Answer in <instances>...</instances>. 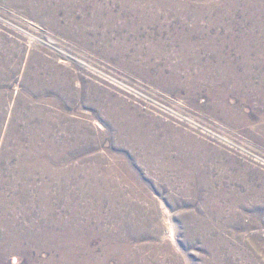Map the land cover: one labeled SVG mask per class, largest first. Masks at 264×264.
<instances>
[{
  "label": "rangeland",
  "instance_id": "rangeland-1",
  "mask_svg": "<svg viewBox=\"0 0 264 264\" xmlns=\"http://www.w3.org/2000/svg\"><path fill=\"white\" fill-rule=\"evenodd\" d=\"M0 58V264H264V0H0ZM52 141L47 157L117 177L124 201L98 214L72 177L59 196L43 165L27 170ZM194 170L227 193L222 213Z\"/></svg>",
  "mask_w": 264,
  "mask_h": 264
},
{
  "label": "bare ground",
  "instance_id": "bare-ground-1",
  "mask_svg": "<svg viewBox=\"0 0 264 264\" xmlns=\"http://www.w3.org/2000/svg\"><path fill=\"white\" fill-rule=\"evenodd\" d=\"M126 2H127V0H126ZM139 14H141L142 16H145L144 15V12H142V13H139ZM8 59V58H7ZM6 59H3V58H0V81L2 80L1 78H3V76H5L4 75V70L6 69L7 70V64H6ZM217 68V67H216ZM214 69V68H213ZM223 70V69H222ZM233 70V69H232ZM211 71V70H210ZM225 71V70H224ZM227 71V70H226ZM234 71V70H233ZM215 72H217V70L215 71ZM228 72V71H227ZM208 73V72H207ZM217 73H219V72H217ZM223 73V72H222ZM226 73V72H225ZM229 73V72H228ZM233 73V72H232ZM211 75V74H210ZM223 75V74H222ZM226 77H224V78H221L220 79V81H218L217 83L218 84H221V85H228V84H230V83H243L244 82V78H242V77H240V76H234L233 74L231 75V74H224ZM212 76H213V74H212ZM215 76H216V74H215ZM208 77H210V76H208ZM216 78V77H215ZM218 78V77H217ZM207 81V80H206ZM2 82V81H1ZM212 82H215V80L214 81H212ZM211 82V83H212ZM214 85V84H213ZM240 85V84H239ZM219 88V87H218ZM33 89V88H32ZM35 89V88H34ZM37 90H39L38 92H40V87L37 89ZM37 94V93H36ZM1 103V102H0ZM45 108V107H44ZM42 111V110H41ZM34 113H36V111H34ZM34 115V114H33ZM38 115V114H37ZM43 115V114H42ZM76 124V123H75ZM80 126H81V124H79ZM111 125V124H110ZM42 126H44V122H43V124H42ZM74 127L76 128V125H74ZM125 127V126H124ZM123 126H121V125H118V124H116V125H114L113 126V132H115L116 134H118L117 133V131L118 132H123L124 130L126 131V130H128V129H126V128H124ZM127 127H129V126H127ZM135 127V126H134ZM80 128V127H79ZM47 129V128H46ZM49 129V128H48ZM13 130V129H12ZM78 130H80V129H78ZM132 130V129H131ZM67 131V130H66ZM76 131V130H75ZM80 131H82V130H80ZM87 131V130H86ZM111 131V130H110ZM130 131V130H129ZM39 132V131H38ZM34 133V132H33ZM82 133V132H81ZM127 134V133H126ZM36 135H37V133H36ZM17 136V135H16ZM15 136V137H16ZM33 136V135H32ZM77 136V135H76ZM84 136V135H83ZM140 136V135H139ZM138 134L137 133H135L134 132V134H132L131 133V135H128V137L130 138V139H133V140H135L136 141V139H138ZM9 137H10V135H9ZM19 137V136H18ZM33 137H35V136H33ZM56 137V136H55ZM116 137V136H115ZM141 137V136H140ZM36 138H38V137H36ZM41 139H42V137H40ZM32 139V138H31ZM49 139V138H48ZM47 139V140H48ZM127 139V138H126ZM143 139H145V138H143ZM34 140V139H33ZM45 140V139H44ZM149 141V140H148ZM57 142V141H56ZM137 142V141H136ZM46 143V142H45ZM141 143V148H145L146 146H148L149 147V151H150V153L151 154H159V151H161V150H164V151H170L169 149H165V148H163L162 147V145H160V143H158V142H146V140L144 141V140H142V142H140ZM19 144V143H18ZM32 144V143H31ZM43 144V143H42ZM48 145L45 147V148H43V149H38V148H33L32 149V154H30L29 153V155H27L23 160H22V163H23V165L25 166V165H29L30 167L29 168H27V170L28 169H31V168H34V167H36V165L38 166V165H43V168H44V170H45V172H46V175H48L49 176V178H51V180L52 181H54V182H58V184H60V186H58L59 188H60V195L59 196H65L66 194H67V190H66V188L67 187H65L66 186V184H68L67 183V179L69 180V182H71V180H70V177H72L73 178V182L74 183H76L77 185H75V186H77V187H79V188H82L83 189V194H82V197L84 198V199H89V200H96V201H98L99 202V208H96L99 212H98V214H101L102 213V210H103V205H106V204H109V206L111 207V208H113V209H115V207H116V205H120L123 201H124V198L125 197H127V196H125V197H123V193H124V190H123V183H122V181H119V180H117L116 178L117 177H114V176H107V177H105V178H99V177H97L98 175H97V170H92L91 171V169H90V171H91V173L89 174L90 175V177H88V175L84 172L85 170H83V169H79L78 168V166H68L67 165V163H66V160L64 161V159H62V158H60L58 155H53V156H51V157H47V156H49V155H47V153L48 152H46V151H49L50 150V148L51 147H53L54 146V143H53V141L51 142V143H47ZM126 144H128L129 145V143H126ZM131 145H132V142L130 143ZM64 145V144H63ZM170 145V144H169ZM19 146V145H18ZM38 146V145H37ZM134 146V145H133ZM138 146V145H137ZM163 146H165V145H163ZM172 146V145H171ZM56 147V146H55ZM129 147H130V145H129ZM137 148V147H136ZM57 149H58V147H57ZM133 149V148H132ZM151 149V150H150ZM178 149H180V148H178ZM177 149V150H178ZM60 150V149H59ZM136 150V149H135ZM62 151H64V150H62ZM68 151V150H67ZM143 151V150H142ZM179 151V150H178ZM181 151H183V150H181ZM58 152V151H57ZM133 152V151H132ZM138 153V152H137ZM162 153V152H161ZM164 153V152H163ZM172 153V152H171ZM177 153V152H176ZM179 153V152H178ZM184 153V152H183ZM33 154L34 155H36L35 157L36 158H34V156H33ZM61 154V153H60ZM165 154V153H164ZM185 154V153H184ZM187 154H188V152H187ZM181 155V154H180ZM68 156V155H67ZM162 156V155H161ZM167 156V155H166ZM177 156V155H176ZM151 157V156H150ZM158 157V156H157ZM169 157V156H168ZM178 157V156H177ZM67 158V157H66ZM155 158V157H154ZM181 158V157H180ZM184 158V157H183ZM193 158V157H192ZM195 158V157H194ZM133 159V158H132ZM139 159H140V157H139ZM150 158H149V155L148 156H146V160L144 159H142L143 161H148ZM170 159V158H169ZM168 159V160H169ZM174 159H176V158H174ZM187 159V158H186ZM68 160V159H67ZM163 160H165V159H163ZM171 160V159H170ZM196 160V159H195ZM181 162L180 163H178L177 162V165H186V163H187V160H183V162H182V160H180ZM137 162H138V160H137ZM141 162V161H140ZM189 162V161H188ZM45 163V164H44ZM143 163V162H142ZM167 163H169V162H167ZM166 163V164H167ZM173 163V162H172ZM190 163H191V160H190ZM190 163H188V164H190ZM76 164V163H75ZM74 164V165H75ZM194 164V163H193ZM198 164V163H197ZM170 165V164H169ZM168 165V166H169ZM195 165H196V163H195ZM200 165V164H199ZM23 166V168H25ZM56 166H58V168H56V169H54V167H56ZM164 166H165V164H164ZM189 166V165H188ZM194 166V165H193ZM121 167V166H120ZM160 167H161V165H160ZM167 167V166H166ZM172 167H173V164H172ZM175 167V166H174ZM177 167V166H176ZM182 167V166H181ZM186 167H187V165H186ZM163 168H165V167H163ZM179 169H180V167H178ZM177 168V169H178ZM193 168V167H192ZM196 168V167H195ZM158 169V168H157ZM171 169V168H170ZM175 169V168H174ZM189 169H191V168H189ZM194 169V168H193ZM119 170H121V169H119ZM164 170V169H163ZM171 170H173V169H171ZM182 170V169H181ZM192 170V169H191ZM197 170V169H196ZM196 170H194V172H192L191 173V177H193V179H196V180H194V181H197V183L199 184V185H203L204 184V186L205 185H207L208 186V189H209V196L207 197V200H206V210H208V211H213V210H217V211H219V213H222V211H223V208H222V206H219V205H216L215 204V202H214V200H216V199H214V198H219V199H224L225 197H227V193L226 192H221V193H217V192H215L213 189H212V184H213V181H212V178L211 179H209V177H208V174H205L204 175V178H201L200 176L201 175H199L200 173H199V171H196ZM202 170V169H201ZM200 170V171H201ZM89 171V172H90ZM183 171H184V169H183ZM182 171V172H183ZM205 171V170H204ZM208 171V170H207ZM27 172V171H26ZM177 172V171H176ZM180 172V171H179ZM178 172V173H179ZM185 172V171H184ZM184 172H183V174H184ZM25 173V172H24ZM31 173V172H30ZM35 173H37V171L35 172ZM41 173H43L42 171H41ZM105 173H107V172H105ZM115 173V172H114ZM157 173H160L159 171L157 172ZM161 173H162V171H161ZM160 173V174H161ZM185 173H187V172H185ZM203 173V172H202ZM205 173V172H204ZM22 174V173H21ZM108 174V173H107ZM181 174V173H180ZM179 174V175H180ZM189 174V173H188ZM25 175V174H24ZM45 175V176H46ZM113 175V174H112ZM118 175V174H117ZM122 175V174H121ZM162 175V174H161ZM186 175V174H185ZM184 175V176H185ZM100 176V175H99ZM188 176V175H187ZM186 176V177H187ZM22 177V176H21ZM24 177V176H23ZM161 177V176H160ZM18 179V178H17ZM119 179H121V178H119ZM122 179H124V177L122 178ZM166 179V178H165ZM191 179V178H190ZM193 179H192V181H193ZM49 180V179H48ZM50 180V181H51ZM126 181H128L127 179H125ZM33 181V180H32ZM99 181H102L101 183H106V184H103L102 185V187L101 186H99L98 184H96L95 185V187L93 188H91V186H89L88 184H91V183H97V182H99ZM104 181V182H103ZM53 182V183H54ZM218 182V181H217ZM126 183V182H125ZM189 183H191V182H189ZM51 184V183H50ZM87 184V187H84L85 185ZM56 185V184H55ZM214 185V184H213ZM52 186V185H51ZM71 188V187H70ZM130 188V187H129ZM204 188V187H203ZM217 188V187H216ZM125 189V188H124ZM127 189V188H126ZM139 189V188H138ZM43 190H45L44 188H43ZM49 190H50V188H49ZM74 190V189H73ZM135 190V189H134ZM217 190V189H216ZM48 191V190H47ZM43 192H45V191H43ZM69 192V191H68ZM126 192V191H125ZM129 192H131V193H133V189L131 188V189H129V191H128V193ZM207 192V191H206ZM135 193V192H134ZM48 194V193H47ZM57 194V193H56ZM129 195V194H128ZM58 196V197H59ZM131 196V195H130ZM47 197V196H46ZM57 197V196H56ZM129 197V196H128ZM135 197V196H134ZM49 198V197H48ZM60 198V197H59ZM69 198V197H68ZM82 198V199H83ZM128 199V198H127ZM236 199H237V197H236ZM78 200V199H77ZM129 200V199H128ZM126 201V200H125ZM130 201H132L131 199H130ZM88 202V201H87ZM87 202H85V203H87ZM127 202V201H126ZM133 202V201H132ZM51 203V202H50ZM75 204H76V206H75V210H77V209H79L80 211H83L84 210V208H86V204H82L83 206L82 207H78V203H80L79 201H76V202H74ZM128 203V202H127ZM214 203V204H213ZM9 204V203H8ZM47 204V203H46ZM131 204V203H130ZM231 204V203H230ZM29 205V204H28ZM71 205V204H70ZM95 205V204H94ZM97 205V204H96ZM9 206V205H8ZM33 206V205H32ZM46 208V207H45ZM227 208V207H226ZM34 209V208H33ZM129 209H132V208H128L126 211H128ZM71 210V209H70ZM73 210V209H72ZM30 211H31V209H30ZM42 211H43V209H42ZM11 212V211H10ZM75 212V211H74ZM111 212V211H110ZM75 213H77V212H75ZM112 213V212H111ZM115 213V212H114ZM123 213H125V212H123ZM133 213H134V210H133V212H132V215L129 217V219H127V218H125V217H128V213H126V214H121L122 216H125V217H123L124 219H122L121 220V223H120V225L119 224H116V225H114V227H113V229L112 230H121V229H123V228H128L129 227V225H127L128 223L129 224H131V225H133L130 221L132 220V219H130V218H133ZM138 213V212H137ZM12 214V213H11ZM108 214H109V210H108ZM113 214V213H112ZM130 214V213H129ZM144 214V213H143ZM29 215V214H28ZM33 215V214H32ZM75 215H77V214H75ZM117 215H119V214H117ZM138 215H140V214H138ZM149 215V214H148ZM143 216V215H142ZM51 217V216H50ZM104 217V216H103ZM107 217V216H106ZM121 217V216H120ZM136 217H138V216H136ZM140 217V216H139ZM138 217V218H139ZM144 217V216H143ZM153 217L154 216H152V221H153V223H154V220H153ZM9 218V217H8ZM78 218V217H77ZM100 218V217H99ZM111 218V217H110ZM116 218V217H115ZM117 218H118V216H117ZM138 218H137V221H138ZM82 219V218H81ZM88 219V218H87ZM114 219V218H113ZM111 221H112V219H110ZM143 220V219H142ZM141 220V221H142ZM97 221V220H96ZM102 221V220H101ZM82 222V221H81ZM116 222H117V220H116ZM115 222V223H116ZM134 222V221H133ZM139 222V221H138ZM149 222H151V221H149ZM100 223V222H99ZM1 224V223H0ZM46 224V223H45ZM136 224H138V223H136ZM142 224V223H141ZM6 225V224H5ZM35 225H36V223H35ZM66 225V224H65ZM86 225H88V226H90L89 224H83V225H81V226H86ZM143 225V224H142ZM149 225V224H148ZM152 225V224H151ZM11 226V225H10ZM32 226V225H31ZM69 226V225H68ZM144 226V225H143ZM155 226V225H154ZM65 227V226H64ZM79 227V226H78ZM98 227H99V229L103 232L104 231V229L100 226V224H98ZM11 228V227H10ZM14 228V227H13ZM20 228V227H19ZM38 228V227H37ZM41 228V227H40ZM66 228V227H65ZM70 228V227H69ZM80 228H82V227H80ZM134 228V227H133ZM136 228V227H135ZM146 228H147V226H146ZM99 229H97V230H99ZM137 229V228H136ZM144 229V228H143ZM13 230V229H12ZM17 230V229H16ZM57 230V229H56ZM99 230V234L100 235H103L102 234V232ZM142 230V229H141ZM203 230V229H202ZM39 231L40 232H44V230L43 229H39ZM45 231L46 232H48L49 231V228H46L45 229ZM74 231V230H73ZM128 231V230H127ZM145 231H146V229H145ZM8 232V231H7ZM12 232V231H11ZM18 232V231H17ZM28 232V231H27ZM32 232V231H31ZM69 232V231H68ZM67 232V233H68ZM77 232V231H76ZM135 232V231H134ZM126 233V232H125ZM35 234V233H34ZM132 234V233H131ZM136 234V233H135ZM148 234V233H147ZM30 235V234H29ZM43 235V234H42ZM45 235V234H44ZM10 236V235H9ZM17 236H18V234H17ZM60 236H62V235H60ZM66 236V235H65ZM70 236V235H69ZM71 236H72V234H71ZM76 236V235H75ZM136 236H137V234H136ZM135 236V237H136ZM139 236V235H138ZM14 237V236H13ZM43 237V236H42ZM126 237V236H125ZM128 237H130V236H128ZM7 238V237H6ZM15 238V237H14ZM25 238H29V236H26ZM24 238V239H25ZM141 238V237H140ZM60 239V238H59ZM76 239V238H75ZM130 239V238H129ZM29 240H31V238L29 239ZM37 240L38 239H34V241H33V243L34 242H37ZM79 240V239H78ZM139 240V239H138ZM18 241V240H17ZM59 241H61V240H59ZM128 241V240H127ZM136 241V240H135ZM88 242V241H87ZM125 242V241H124ZM129 242V241H128ZM18 243V242H17ZM23 243V242H22ZM62 243V242H61ZM66 243V242H65ZM71 243V242H70ZM110 243V240L108 239V238H106V240H105V246H107L108 244ZM113 243V242H112ZM125 243H127V242H125ZM12 244V243H11ZM26 244V243H25ZM24 244V245H25ZM74 244V243H73ZM123 244V243H122ZM64 245V244H63ZM81 245H82V243H81ZM130 245V243H128V246ZM23 246V245H22ZM50 246V245H49ZM55 246H57V245H55ZM79 246V245H78ZM77 246V247H78ZM122 246V245H121ZM216 246V245H215ZM24 247V246H23ZM69 247V246H68ZM131 247H133V246H131ZM141 247V246H140ZM154 247V246H153ZM7 248V247H6ZM32 248V247H31ZM60 248V247H59ZM64 248H65V246H64ZM71 248V247H70ZM136 248V247H135ZM28 249V248H27ZM26 249V250H27ZM58 249V248H57ZM74 249V248H73ZM78 249V248H77ZM90 249V248H89ZM129 249V248H128ZM131 249V248H130ZM10 250V249H9ZM17 250V249H16ZM53 250V249H52ZM72 250V249H71ZM110 249H104L103 250V255L105 256L106 255V258H107V256H108V251H109ZM139 250V252H140V249H138ZM154 250V249H153ZM6 251V250H5ZM84 251H86V250H84ZM97 251V250H96ZM142 251V250H141ZM61 252V251H60ZM7 253V252H6ZM27 253V252H26ZM62 253V252H61ZM73 253V252H72ZM85 253V252H84ZM86 253H87V255L89 256V257H93V258H96L95 260H96V263H100V262H98V256H96V253L94 252V251H90V250H87L86 251ZM142 253V252H141ZM157 253V252H156ZM21 254V253H20ZM66 254V253H65ZM61 255V254H60ZM79 255V254H78ZM100 255V254H99ZM130 255H133V253H132V251H128V256H130ZM5 256V255H4ZM74 256V255H73ZM60 257V256H59ZM142 257V256H141ZM88 258V257H87ZM101 258H102V256H101ZM104 258V257H103ZM127 258V257H126ZM130 258H132L131 256H130ZM209 258V257H208ZM94 260V261H95ZM101 260V259H100ZM104 260V259H103ZM128 260V259H127ZM174 260V259H173ZM60 261H63V262H66V258H65V256H63V258L61 257V259H60ZM136 261V260H135ZM104 262V261H103ZM127 262V261H126ZM140 262V261H139ZM129 263V262H128ZM92 264V263H91Z\"/></svg>",
  "mask_w": 264,
  "mask_h": 264
}]
</instances>
